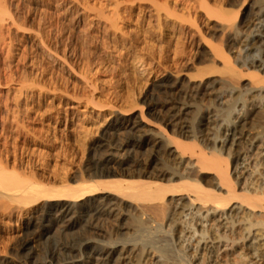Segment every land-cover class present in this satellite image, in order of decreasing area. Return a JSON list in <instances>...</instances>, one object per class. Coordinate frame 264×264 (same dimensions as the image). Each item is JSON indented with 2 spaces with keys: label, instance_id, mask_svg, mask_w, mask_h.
<instances>
[{
  "label": "bare ground",
  "instance_id": "obj_1",
  "mask_svg": "<svg viewBox=\"0 0 264 264\" xmlns=\"http://www.w3.org/2000/svg\"><path fill=\"white\" fill-rule=\"evenodd\" d=\"M6 1L0 0L3 17L9 14ZM222 5L232 7L217 14L220 32L226 35L224 48L210 41H205L204 46L215 61H221L220 73L226 79L186 83L184 88L178 80H162L153 89L158 98L152 97L147 103L148 110L163 114L172 134L160 130L149 141L144 135L138 137L141 123L137 117L129 118V110L103 129L99 141L90 148L85 169L72 176L62 172L65 176L59 178L56 173L62 167L55 170L58 164L51 167L30 159L23 162L17 150H9V119L7 114L0 117V215L7 219L23 217L17 235L19 261L3 260L0 264H77V252L85 254L81 264H110L116 255L117 264H149V260L153 264H169L165 258L170 251L162 250L166 253L160 251L162 254L151 260L154 247L152 250L130 242H89L90 235L102 232L101 221L120 216L121 206L129 203L135 204V228L139 230L142 216L156 213L163 219L167 233L175 237L179 251L193 259L192 264H233L237 260L231 261L233 254H237L238 264L248 259V263L257 259L264 263V127H251L255 109H264V0H227ZM3 17L1 24L7 20ZM246 75L249 79L244 80ZM203 97L209 98L212 107L206 111L202 108L204 114L199 113L191 124L187 116ZM4 103L0 100V112L7 107ZM74 103L72 109H77L82 100ZM105 108L99 106L100 110ZM139 115L144 121L143 112ZM22 131H18L20 136ZM244 142L245 150L234 155L230 170L232 150ZM209 143L213 147L209 148ZM143 146L150 147L147 162L131 155L126 160L117 159L122 151L127 154L133 150L137 155ZM37 169L45 173L39 176ZM238 219H242L243 226ZM45 223L51 225V230L60 226L63 236L48 242L47 256L41 259L35 255L34 245L51 232L45 229ZM81 225V235L69 234ZM222 251L228 256L227 261L220 258Z\"/></svg>",
  "mask_w": 264,
  "mask_h": 264
},
{
  "label": "rangeland",
  "instance_id": "obj_2",
  "mask_svg": "<svg viewBox=\"0 0 264 264\" xmlns=\"http://www.w3.org/2000/svg\"><path fill=\"white\" fill-rule=\"evenodd\" d=\"M226 1L7 0L8 16L3 17L0 11V18L8 20L0 23L2 26L4 24L0 26V100L8 108H1L0 117L8 116L9 119L6 136H9L8 143L13 147L10 146L12 150H9H17V156L23 162L30 159L51 167L58 164L57 169H53L62 167L56 173L60 178L78 174L85 169L91 155L90 148L99 141L103 129L117 117L122 118L129 110V118L137 117L136 121L141 123L138 137L144 135L149 141L153 136H158L160 130L172 134L170 127L165 124L163 114L159 110H148L147 103L152 97L158 98L153 89L162 80L167 79L172 83L178 80L184 88L193 82L212 83L226 79L220 73L221 61H215L204 46L207 41L224 46L226 35L220 32L217 14L232 9L222 5ZM246 76L244 80L249 79ZM240 85H243V81H240ZM219 86L216 85V88H221ZM79 99L82 100L81 106L72 109L76 105L74 102ZM200 100L187 116L191 124L195 123L199 113L204 114L212 107L208 97ZM99 106L107 108L103 111ZM198 106L199 111H196ZM140 112L144 114V121ZM251 120V127H264V109H255ZM18 125L19 129L16 130ZM18 131L23 132V137ZM120 138L124 139V136ZM183 140L192 141L186 138ZM244 144L233 148V155L229 159L230 170H233L235 157L245 150ZM212 145L209 143V148ZM148 147L143 146L137 155L132 153V149L127 154L122 151L117 159L126 160L131 155L147 162L150 158ZM70 153L73 158L70 155L67 157ZM42 170L37 169L36 173L42 176L45 173ZM130 205H133L132 210ZM134 205L124 204L120 216L101 221L102 232L90 235L89 242L137 243L147 249L155 248V252L151 251V260L170 251L165 258L169 264H192L193 259L183 250L179 251L175 237L167 233L164 221H161L163 219L156 213L152 212V215L149 212L151 215L148 213L142 216L139 230L135 228L137 226L133 224V217L137 215L133 210ZM13 219L0 215V262L11 260L17 263L21 255L17 250L20 241L17 235L22 228L23 217ZM240 220L238 222H241V227L244 222ZM44 225L45 229L51 230L50 224ZM58 227H54L48 236L34 245L35 255H40L39 258H46L50 240L62 239L61 228L59 230ZM83 228V225L78 226L69 234L79 236ZM239 229L236 234L238 238L241 237ZM243 246H240L241 249L245 248L246 251ZM84 255L75 253L77 264L82 263ZM236 255L229 257L231 261L235 258L239 260ZM116 256L110 264H117ZM220 256L227 261L228 256L223 251ZM151 262L149 260L148 263ZM246 262L249 259L239 264ZM254 263L264 264L258 259Z\"/></svg>",
  "mask_w": 264,
  "mask_h": 264
}]
</instances>
